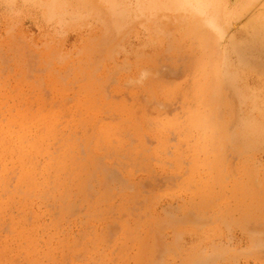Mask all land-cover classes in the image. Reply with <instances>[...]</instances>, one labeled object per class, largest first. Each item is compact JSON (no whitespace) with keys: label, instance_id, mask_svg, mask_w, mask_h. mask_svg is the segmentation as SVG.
Here are the masks:
<instances>
[{"label":"rangeland","instance_id":"obj_1","mask_svg":"<svg viewBox=\"0 0 264 264\" xmlns=\"http://www.w3.org/2000/svg\"><path fill=\"white\" fill-rule=\"evenodd\" d=\"M0 264H264V0H0Z\"/></svg>","mask_w":264,"mask_h":264},{"label":"bare ground","instance_id":"obj_2","mask_svg":"<svg viewBox=\"0 0 264 264\" xmlns=\"http://www.w3.org/2000/svg\"><path fill=\"white\" fill-rule=\"evenodd\" d=\"M184 15H186V14H184ZM181 18H182V17H181ZM181 18H180V20H182ZM200 18H201V17H200ZM200 18H198V19H196V20H199ZM186 19H187V18H186ZM184 22H185V21H184ZM184 22H183V23H184ZM196 22H198V21H196ZM199 23H200V24L202 23V25H203V21H201V22L199 21L198 24H199ZM200 24H199V25H200ZM185 25H186V24H185ZM195 25H197V23H195ZM192 27H193V26H192ZM201 27H202V26H201ZM198 28H199V27H198ZM198 28H197V29H198ZM190 30H191V29H190ZM206 30H207V28H206ZM195 31H196V30H195ZM202 33H204V30H202ZM206 33H207V32H206ZM206 33H205V34H206ZM198 39H199V37H198ZM204 39H205V38H204ZM204 39H203V41H204ZM199 40H200V39H199ZM205 41H206V40H205ZM207 42H208V41H207ZM207 42H206V43H207ZM215 43H216V42H215ZM216 44H217V43H216ZM208 45H209V44H208ZM215 46H216V45H215ZM204 49H205V48H204ZM212 53H213V52H212ZM212 53H211V54H212ZM208 54L211 55L210 53H208ZM213 55H214V54H213ZM213 55H212V56H213ZM204 56H206V53H205ZM209 57H210V56H209ZM198 59H199V58H198ZM211 59H212V58H211ZM218 59L221 60V57L218 58ZM219 62H220V61H219ZM220 63H221V62H220ZM220 63H219V64H220ZM206 65H207V64H206ZM211 67H212V66H211ZM217 70H218V69H217ZM217 70L215 69V71H217ZM213 73H215V72H213ZM68 173H69V172H68Z\"/></svg>","mask_w":264,"mask_h":264}]
</instances>
